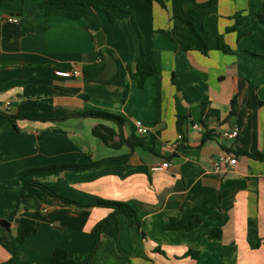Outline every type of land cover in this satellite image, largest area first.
<instances>
[{
    "label": "crops",
    "instance_id": "0c3cea01",
    "mask_svg": "<svg viewBox=\"0 0 264 264\" xmlns=\"http://www.w3.org/2000/svg\"><path fill=\"white\" fill-rule=\"evenodd\" d=\"M114 1L123 9L114 23L87 5L4 0L0 6V17L18 18L0 23V218L10 221L9 228L0 225V264L10 258V264H53L56 247L80 264H264V159L236 153L264 154V0ZM190 4L205 6L193 14L196 29L209 36L206 54L194 48L197 38L182 21V7ZM56 10L92 16L104 44L97 46L85 17L47 15ZM141 57L158 72L123 96ZM95 63L102 66L98 79L86 80L83 67ZM233 98L236 115L225 121ZM87 110L121 116L125 139L139 135V120L152 150L93 141L87 135L96 124L118 127L78 115ZM221 155L237 161L214 169ZM163 162L169 165L151 169ZM65 163L86 166L29 178L81 204L126 201L140 224L118 214L94 246L92 228L110 209L76 207L33 184L23 188L21 171ZM21 192L28 206H18ZM20 217L38 224L23 241L15 239ZM171 218L192 227L167 230Z\"/></svg>",
    "mask_w": 264,
    "mask_h": 264
},
{
    "label": "trees",
    "instance_id": "16d2710c",
    "mask_svg": "<svg viewBox=\"0 0 264 264\" xmlns=\"http://www.w3.org/2000/svg\"><path fill=\"white\" fill-rule=\"evenodd\" d=\"M46 1L49 3H53V4L57 3V4H62V5L75 4V5L91 6L105 13L107 15L108 20L111 23H114L117 21L118 13L123 10L122 7L118 5L114 0H46ZM147 1L150 3L157 2L160 5L164 6L163 0H147ZM3 2L4 0H0V6L2 5ZM197 7H205V6L197 5V4H190V5L182 7V21L188 25L191 32L197 38V44L194 46V48L199 50L201 53L206 54L209 49V46H208L209 36H208L207 31L197 30L195 27L193 11ZM50 14H65L73 18L85 17L91 24V27L94 31H98L100 28L98 23L92 16L86 15L84 13L56 10V11H51L47 13V15H50ZM259 18H261V20L264 22V16L259 15ZM165 33L169 37H171L173 40H176L177 42H179L185 49L192 48V46L189 45L188 43H185L181 41L180 39L174 37L169 31H165ZM218 45H219V48L225 52L229 50L227 45L222 41L221 37H218ZM111 54L113 55L114 53L111 52ZM96 56L102 57V51H98ZM116 62L118 63V60ZM101 69H102V66H99V63H95L93 65H90L89 67L88 65L84 66L82 70L83 77L89 81L97 80L98 72ZM157 72H158V68L153 62H147L144 60L143 57H141L136 63L135 71L130 72L132 84L131 86H127L123 96H126L127 93L129 92V89H131L132 87H142L145 83L146 78H148L149 76ZM78 115L81 117L96 118L102 121L112 122L117 125L118 130L104 123H98L95 126H93L91 129V133L95 137L99 138L108 147L118 149L122 145L128 144L131 147L141 146L145 149L152 150V147L148 144L147 140L143 136L134 134L130 138L125 139L121 135L120 130H121L122 125L124 124V119L117 114L102 111V110H87V111H79ZM235 115H236V101L233 98L231 100L230 111L225 121H228L231 117ZM9 116L12 120H15L16 118L23 116V114L19 113L16 115H9ZM181 121H182V117L178 116V119H177L178 127H180ZM205 139L206 137L203 136L201 141L204 142ZM236 153L244 154L254 159H264V154L256 150H252V151L238 150L236 151ZM95 164L96 162H93L90 165H95ZM85 166L86 165H79L76 163L50 164V165L28 168L24 171H21L18 175L23 180V188H25L26 186L30 184H33V185H37V186L44 188L45 190H47L54 196H57L76 207L87 209V208L97 206V207H104V208L110 209L111 211L108 213V215L104 219L97 222L95 226L92 228V233L95 235V238H96L94 246H96L99 240L100 230L110 218H116L118 214H122L126 217L127 222L130 225L140 224V221L137 217V213L134 207L126 201L108 200V199H103V198H95L89 204H81L73 199H69V198H66V197H63L57 194L55 191L51 190L45 184L29 178V176L33 174L34 172L56 171V170H64V169H77V168H83ZM20 204L22 206L29 205V200L24 198L23 192H21L19 195L18 206ZM15 213H16V210L9 213L7 216L12 218L15 216ZM15 220L17 221V224H18L17 234L15 237L17 241L25 240L32 232H34L37 229L38 224L33 219H30L27 217H20V218H16ZM191 227H192L191 223L186 224L183 220H179L176 218H171L164 226V228L167 230L189 229ZM216 235L219 236V232ZM14 255H16V252H13L12 257ZM11 261H12V258H10L8 261H6L3 264H10ZM51 261L53 264H80L79 261L71 258L68 252L64 248H61V247H56L53 249L51 253Z\"/></svg>",
    "mask_w": 264,
    "mask_h": 264
},
{
    "label": "built area",
    "instance_id": "2783aa9c",
    "mask_svg": "<svg viewBox=\"0 0 264 264\" xmlns=\"http://www.w3.org/2000/svg\"><path fill=\"white\" fill-rule=\"evenodd\" d=\"M18 18L14 17V16H5V17H0V23L2 22H17ZM74 73H78L77 71H74ZM58 75L61 76H69L70 72L68 71H58L57 72ZM193 127L198 130V131H203V126H201L200 124H194ZM135 128H136V132L139 135H144L147 133V128L145 126L142 125V123L139 120L135 121ZM237 134V130L234 129L232 130L230 133H226V135L228 137H235ZM179 139L182 137L181 134H178L177 136ZM237 161V158L235 155H221L218 160L214 163V169L220 170L222 167L227 166V165H233L235 164ZM169 165L168 162H163L161 164L158 165H153L151 166L152 170H158L161 168H165Z\"/></svg>",
    "mask_w": 264,
    "mask_h": 264
},
{
    "label": "water",
    "instance_id": "95a60500",
    "mask_svg": "<svg viewBox=\"0 0 264 264\" xmlns=\"http://www.w3.org/2000/svg\"><path fill=\"white\" fill-rule=\"evenodd\" d=\"M95 38H96L97 46L101 47L105 41L103 32L101 30H98L95 33ZM0 225H2L3 227L9 228L10 221L5 218H0Z\"/></svg>",
    "mask_w": 264,
    "mask_h": 264
},
{
    "label": "rangeland",
    "instance_id": "374dc122",
    "mask_svg": "<svg viewBox=\"0 0 264 264\" xmlns=\"http://www.w3.org/2000/svg\"><path fill=\"white\" fill-rule=\"evenodd\" d=\"M84 130H85V129H84ZM85 133H86V131H85ZM89 133H90V135L88 134V135H87L88 137H91V135L94 136V135L91 133V129H90V132H89ZM92 139H94L93 141H96L97 143H100V142H98V141H100V140H98L99 138H97V137L94 136V138H92Z\"/></svg>",
    "mask_w": 264,
    "mask_h": 264
}]
</instances>
